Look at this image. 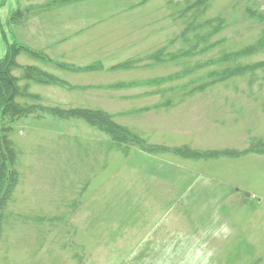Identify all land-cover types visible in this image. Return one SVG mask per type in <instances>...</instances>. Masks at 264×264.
<instances>
[{
	"label": "rangeland",
	"instance_id": "obj_1",
	"mask_svg": "<svg viewBox=\"0 0 264 264\" xmlns=\"http://www.w3.org/2000/svg\"><path fill=\"white\" fill-rule=\"evenodd\" d=\"M64 2L0 0L8 37L0 64L14 77L17 66H30L60 81L31 85L30 94L46 106L103 111L168 151L243 155L151 153L81 119L10 121L0 109V142L13 144L18 173L3 212L0 264H264V146L252 147L264 142V74L249 89L234 78L182 101L181 92L155 93L214 69L182 77V63L194 70V61L255 43L264 24L244 8L264 13V0H211L206 18L224 20L213 39L221 43L196 60L171 63L149 58L187 49L170 43L183 30L175 14L182 0ZM263 59L258 53L244 62ZM166 76L171 81L144 85ZM173 95L174 104L164 106Z\"/></svg>",
	"mask_w": 264,
	"mask_h": 264
},
{
	"label": "trees",
	"instance_id": "obj_2",
	"mask_svg": "<svg viewBox=\"0 0 264 264\" xmlns=\"http://www.w3.org/2000/svg\"><path fill=\"white\" fill-rule=\"evenodd\" d=\"M70 2L71 0H66ZM74 1V0H72ZM77 1V0H75ZM67 2L61 3L67 4ZM211 0H182L180 2V10L176 14V19L182 21L183 30L181 33L172 39L179 40L184 45L186 50L180 49L179 52L165 55L163 49H160L158 53L150 56V61L157 63H170L176 61L179 58H188L190 60H196V55L205 54L212 50L216 45L221 43L220 41H213L214 38L219 35L224 29V20L220 17L206 18V14L210 8ZM245 15H251V17L258 22L264 24V13L253 12L252 9L244 8ZM255 43L241 47L234 52L223 51L217 57H211L206 59L207 61H194V70L188 67V63H182L181 66H186L182 72V77L187 76L189 73L195 72L199 69H203L210 65L214 69L208 72L202 77H197L182 83L180 86L172 87L167 90H158L161 95L166 93L181 92L178 99L182 101L181 97L191 96L194 93H201L205 88L212 87L217 84L228 82L234 78L246 79L248 89L256 83L258 73L264 74V59L259 62L245 63L244 60L256 56L258 53L264 54V28L259 33ZM217 40V39H215ZM170 45V44H169ZM168 45V47H169ZM36 55V54H34ZM39 57L46 59V57L39 54ZM198 60V59H197ZM187 62V59L185 60ZM133 63V62H131ZM12 64V63H11ZM130 62H125L118 66L119 69L128 68ZM0 109L2 110V116L8 117L11 120L20 118H26L34 115H50L60 119H81L89 124L91 127L98 129L101 132L106 133L113 141H118L119 144L127 145V147L135 145L141 150H151V153L158 152H170L174 154L181 153L187 157L194 155H201L204 157L217 158L218 156L225 158L241 157L243 153H237L234 150H225V152H202V151H190L187 147L173 148L170 151L168 149L159 148L154 145L146 143L145 140L139 138L136 134L131 133L126 127L116 124L112 117L103 111H93L87 109H72L62 108L60 106H46L41 103L42 99L36 94H30L29 88L31 85H50L56 84L60 81L52 78L47 73L43 72L37 67H22L17 68L22 71L19 77L10 75L11 68L6 67L4 63L0 64ZM58 68L64 70L77 71L72 65L54 63ZM180 66V67H181ZM90 69V67H89ZM191 75V74H190ZM173 77H178V74ZM172 76H166L162 78H155L144 82V85H161L171 81ZM25 83L23 86H19V82ZM113 86L112 88L114 89ZM175 95L168 97L165 100L164 106L169 107L174 104ZM255 144L254 148L258 144L264 146L262 140H253ZM126 150V149H125ZM127 151V150H126ZM178 152V153H177ZM206 155V156H205ZM16 162V151L13 144L5 137L0 142V239L2 233V225L4 222V209L7 206L9 200L12 197L14 188L18 181V173L14 167Z\"/></svg>",
	"mask_w": 264,
	"mask_h": 264
},
{
	"label": "crops",
	"instance_id": "obj_3",
	"mask_svg": "<svg viewBox=\"0 0 264 264\" xmlns=\"http://www.w3.org/2000/svg\"><path fill=\"white\" fill-rule=\"evenodd\" d=\"M7 2V0H5ZM9 3H7V6ZM5 5L2 7V4L0 3V21L3 23L6 18V10L4 9ZM4 9V10H3ZM8 37L4 32L3 27L0 26V58L3 57V54L5 53L6 50V43Z\"/></svg>",
	"mask_w": 264,
	"mask_h": 264
},
{
	"label": "bare ground",
	"instance_id": "obj_4",
	"mask_svg": "<svg viewBox=\"0 0 264 264\" xmlns=\"http://www.w3.org/2000/svg\"><path fill=\"white\" fill-rule=\"evenodd\" d=\"M207 197L209 196V195H206Z\"/></svg>",
	"mask_w": 264,
	"mask_h": 264
}]
</instances>
